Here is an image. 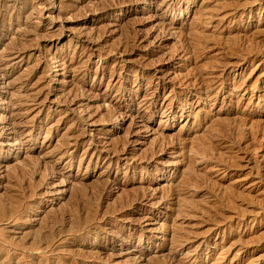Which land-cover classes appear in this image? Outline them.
Wrapping results in <instances>:
<instances>
[{
    "label": "rangeland",
    "instance_id": "obj_1",
    "mask_svg": "<svg viewBox=\"0 0 264 264\" xmlns=\"http://www.w3.org/2000/svg\"><path fill=\"white\" fill-rule=\"evenodd\" d=\"M0 17V264H264V0Z\"/></svg>",
    "mask_w": 264,
    "mask_h": 264
},
{
    "label": "bare ground",
    "instance_id": "obj_2",
    "mask_svg": "<svg viewBox=\"0 0 264 264\" xmlns=\"http://www.w3.org/2000/svg\"><path fill=\"white\" fill-rule=\"evenodd\" d=\"M60 1H61V0H60ZM1 4H2V3H1ZM3 5H4V4H3ZM10 9H11V8H10ZM20 10H21V9H20ZM12 14H13V13H12ZM13 17H14V16H13ZM50 17H51V15H50ZM0 19H1V17H0ZM3 28H4V27H3ZM1 29H2V28H1ZM1 29H0V33L2 32ZM6 32H7V31H6ZM2 33H3V32H2ZM24 55H25V54H24ZM4 75H5V74H4ZM2 77H3V76H2ZM7 78H8V77H7ZM15 123H16V122H15ZM15 123H13V125H14ZM14 126H15V125H14ZM14 126H13V127H14ZM16 126H17V125H16ZM7 128H8V127H7ZM14 128H15V127H14ZM17 128H18V127H17ZM10 129H11V128H10ZM11 132H12V131H11ZM14 133H15V134L17 133L16 128L14 129ZM19 133H20V132H19ZM5 134H6V133H5ZM0 135H2V133H1ZM3 135H4V134H3ZM11 135H12V133H11ZM21 135H22V134H21ZM10 137H11V136H10ZM12 137H13V136H12ZM5 138H6V137H5ZM74 138H75V137H73V139H74ZM9 139H10V138H9ZM6 140H7V138H6ZM7 141H8V140H7ZM75 143H76V142H75ZM88 198H89V197H88ZM96 200H100V199H96ZM97 202H98V201H97ZM79 203H80V202H79ZM79 203H77V204H79ZM87 203H88V202H87ZM92 203H93V202H92ZM94 203H95V202H94ZM81 204H82V203H81ZM95 204H97V203H95ZM73 205H74V204H73ZM73 205H72V206H73ZM93 205H94V204H93ZM93 205H90V206L93 207ZM97 205H98V204H97ZM75 206H76V203H75ZM75 206H74V207H75ZM85 206H86V205H84L83 207L85 208ZM95 206H96V205H95ZM95 206H94V207H95ZM80 207H81V206H80ZM76 208H77V207H76ZM79 209H80V208H79ZM88 209H89V208H86V210H88ZM75 210H76V209H75ZM83 210H84V209H83ZM77 211H78V208H77ZM88 211H89V210H88ZM80 212H81V211H80ZM89 212H91V211H89ZM52 213H53L52 215L55 216L54 212H52ZM91 213H92V212H91ZM91 213H90L89 215H91ZM96 213H97V212L95 211V214H96ZM71 214H72V213H71ZM93 214H94V212H93ZM60 215H61V213H60ZM73 215H74V214H73ZM73 215H72V216H73ZM56 216H57V215H56ZM69 216H70V215H69ZM91 216H92V215H91ZM91 216H89V217H91ZM59 217H60V216H59ZM87 217H88V216H87ZM48 218H49V217H48ZM52 218H53V217H52ZM54 218H56V217H54ZM70 218H71V217H70ZM61 219H63V218H61ZM61 219H60V220H61ZM65 219H66V218H65ZM88 219H89V218H88ZM45 220H46V219H45ZM48 220H49V219H48ZM66 220H67V219H66ZM97 220H98V219H97ZM51 221H52V220H51ZM53 222H54V221H53ZM64 222H65V221H64ZM70 222H73V221H70ZM131 222H132V221H131ZM54 223H55V222H54ZM59 223H60V222H59ZM66 223H67V222H66ZM50 225H51V224H50ZM72 225H73V224H72ZM61 226H63V225H61ZM130 226H131V225H130ZM48 228H49V227H48ZM51 231L53 232L52 229H51ZM57 231H58V230H57ZM116 232H117V231H116ZM50 233H51V232H50ZM95 234H96V233H95ZM99 234H100V233H99ZM99 234H98V235H99ZM111 234H112V233H111ZM118 234H119V232H118ZM80 235H81V234H80ZM90 235H91V234H90ZM93 235H94V234H93ZM98 235H96V236H98ZM119 235H120V234H119ZM119 235H118V236H119ZM50 236H51V235H50ZM91 236H92V235H91ZM91 236H88V237L90 238ZM113 236H114V235H113ZM118 236H117V237H118ZM86 237H87V236H86ZM101 237H102V236H101ZM101 237H100V238H101ZM108 237H109V236H108ZM120 237H121V236H120ZM120 237H118V238H120ZM130 237H131V236H130ZM89 238H88V239H89ZM92 238H93V237H92ZM97 238H98V237H97ZM128 238H129V237H128ZM53 239H54V238H53ZM90 239H91V238H90ZM106 239H107V237H106ZM111 239H113V238H111ZM121 239H122V238H121ZM121 239H120V240H121ZM45 240H46V239H45ZM81 240H82V239H81ZM99 240H100V239H99ZM123 240H124V239H123ZM127 240H128V239H127ZM127 240L125 239V242H126ZM46 241H47V240H46ZM49 241H50V240H49ZM85 241H86V240H85ZM93 241H94V239H93ZM96 241H97V240H96ZM111 241L114 242L113 240H111ZM121 241H122V240H121ZM91 242H92V240H91ZM40 244H41V243H40ZM110 244H111V243H110ZM114 244H115V243H114ZM48 245H49V244H48ZM70 246H71V245H70ZM106 246H107V245H106ZM105 248H106V247H105ZM70 250H71V249H70ZM71 251H72V250H71ZM74 252H75V250H74ZM79 253H80V251H79ZM96 253H97V252H96ZM104 253H105V252H104ZM75 254H76V253H75ZM77 254H78V253H77ZM77 254H76V255H77ZM70 255H71V254H70ZM72 256H74V255H72ZM72 256H71V257H72ZM82 256H83V254H82ZM84 256H85V255H84ZM87 256H88V255H87ZM106 256H107V255H106ZM59 258H60V257H59ZM66 258H67V257H66ZM73 258H74V257H73ZM85 258H86V257H85ZM75 259H76V258H75ZM111 259H112V258H111ZM50 260H51V259H50ZM93 260H94V258H93ZM2 261H3V260H2ZM65 261H66V259H65ZM70 261H71V259H70ZM107 262H108V261H107ZM63 263H64V261H63ZM68 263H70V262H68ZM73 263H74V261H73ZM79 263H80V262H79ZM57 264H58V263H57ZM71 264H72V263H71Z\"/></svg>",
    "mask_w": 264,
    "mask_h": 264
}]
</instances>
